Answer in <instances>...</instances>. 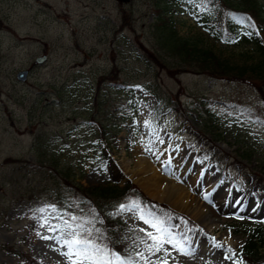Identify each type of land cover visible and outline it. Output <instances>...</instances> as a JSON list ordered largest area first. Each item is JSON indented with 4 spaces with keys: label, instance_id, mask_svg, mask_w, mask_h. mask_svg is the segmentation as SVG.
<instances>
[{
    "label": "rangeland",
    "instance_id": "obj_1",
    "mask_svg": "<svg viewBox=\"0 0 264 264\" xmlns=\"http://www.w3.org/2000/svg\"><path fill=\"white\" fill-rule=\"evenodd\" d=\"M202 3L0 0V264H30L15 252L38 264H71L67 215L89 209L70 196L72 184L112 191L131 185L144 194L138 209L112 195L92 234L135 257L133 264H145L137 253L150 264L165 258L147 251V236H133L155 234L142 213L183 247L164 244L167 264H251L242 255L249 237L260 228L264 238L261 56L255 44L217 39L216 30L226 31L222 20L205 21ZM172 27L243 75L212 77L183 65L177 71ZM258 36L264 42V26ZM145 48L167 67L151 62ZM24 69L30 74L21 82ZM103 76L109 79L98 86ZM139 157L158 166L165 157L171 166L180 162L189 175L201 170V187L190 194L213 211L198 218L151 197L141 175L131 176ZM188 174L178 181L186 185ZM60 195L74 203L61 205ZM163 205L173 214L160 219ZM202 233L206 245L198 247ZM258 251L256 262L264 264V241Z\"/></svg>",
    "mask_w": 264,
    "mask_h": 264
},
{
    "label": "trees",
    "instance_id": "obj_2",
    "mask_svg": "<svg viewBox=\"0 0 264 264\" xmlns=\"http://www.w3.org/2000/svg\"><path fill=\"white\" fill-rule=\"evenodd\" d=\"M169 5L172 4H182L184 0H166ZM205 8L210 10L209 15H203L205 20L208 22H217L222 20L224 28L221 30H216L215 36L220 39L225 44H240L242 42H252L255 44V47L258 53L261 56V64L259 65L260 73L262 74V79L264 82V42L258 37L259 28L264 26V6L261 0H202ZM171 35L173 36V43L175 48L178 50L179 55L181 56V61L179 62L180 69L177 68V71H181L182 66L186 67L189 71H194L196 73H207L212 77H238L242 76V70L237 69L235 66H232L227 60L220 58L216 55L211 49L205 47H199L197 42H190L184 37L177 35L176 30L172 27ZM147 53V57L151 62L157 63L162 67H167V65L160 62V59L152 51L144 49ZM158 57V58H157ZM165 65V66H164ZM171 70V69H170ZM114 74V70L111 72ZM109 79V77L103 76L99 81L100 86L103 81ZM242 79V78H240ZM73 189L71 190L70 196L75 198L76 201H81L82 206H89L88 211H83V213H78L74 211V217L77 216V220L73 221L71 215H67L69 220L73 225L90 221L86 226L92 229V234L94 227L96 226V221L99 218L97 215L104 213L106 210H110L112 203L109 202L112 195H124L127 196V199L132 202H146L144 194L134 189L133 186H127L123 189L118 190H108L107 188H92L88 189L82 185L72 184ZM117 191V192H116ZM129 192V194H128ZM59 197V203L61 205H66L68 203H74L69 198L61 199ZM168 215L173 214L166 206H161L158 210V215L160 219H164ZM121 216H117L115 219L117 227L120 231H124L122 223L120 222ZM115 228V227H113ZM260 228H255V233L249 237L248 243L244 248L242 253L243 258L250 262L251 264H258L256 259L258 256V245L264 241V238L261 235ZM133 235L144 236L141 232H134ZM99 242V241H98ZM97 242V243H98ZM106 246L103 243H99ZM110 251H119V254L124 259H133L132 257L121 251L120 248L116 246H107ZM17 256L24 260L26 263L38 264V262L29 258L22 252H15Z\"/></svg>",
    "mask_w": 264,
    "mask_h": 264
},
{
    "label": "bare ground",
    "instance_id": "obj_3",
    "mask_svg": "<svg viewBox=\"0 0 264 264\" xmlns=\"http://www.w3.org/2000/svg\"><path fill=\"white\" fill-rule=\"evenodd\" d=\"M156 158L159 159L158 155ZM165 158L160 160V165L158 166L139 157L137 159V173H133L131 176L138 177L141 175L137 180L143 190L151 197L163 200L171 206H178L182 211L188 212L195 217L204 218L209 212L213 211L212 208L205 210V207L200 205L197 199L190 194V191L193 192V188L201 187V170H199V173L197 172L198 175H194L193 171L189 175L187 167L181 170L182 163L179 162L171 166ZM187 174V183L184 185L178 180L184 179ZM172 177L177 178V180ZM205 241H207L206 234L202 233L198 247L206 245Z\"/></svg>",
    "mask_w": 264,
    "mask_h": 264
},
{
    "label": "snow or ice",
    "instance_id": "obj_4",
    "mask_svg": "<svg viewBox=\"0 0 264 264\" xmlns=\"http://www.w3.org/2000/svg\"><path fill=\"white\" fill-rule=\"evenodd\" d=\"M131 207L139 208L136 202H132ZM120 210H130L126 205H120ZM40 211H44L41 209ZM76 221L77 217L71 218ZM140 219L146 224H149L155 229V234L147 232L146 236L152 241L151 244L146 245L148 252L152 254L165 252V258L163 261H158L157 264H167V250L164 249V244H172L174 247H178L179 250L183 251L180 242L168 233L167 229L164 228L163 223L157 219L151 217L150 214H141ZM91 223L90 221L81 222L78 224H66V227L70 230V239L64 240L63 243L68 247L69 252L65 253L70 259L74 256L75 259L71 261V264H133L131 259H124L120 254L110 251L107 246L97 243L96 239L92 236V229L86 225ZM98 231V230H96ZM141 260L145 264H150L149 261L144 257L143 253H137Z\"/></svg>",
    "mask_w": 264,
    "mask_h": 264
},
{
    "label": "water",
    "instance_id": "obj_5",
    "mask_svg": "<svg viewBox=\"0 0 264 264\" xmlns=\"http://www.w3.org/2000/svg\"><path fill=\"white\" fill-rule=\"evenodd\" d=\"M46 58H47L46 56L39 57V58H37L36 62L37 63H43L46 60ZM28 74H29L28 70H21L20 72H18L17 78H18V80L25 82L27 80Z\"/></svg>",
    "mask_w": 264,
    "mask_h": 264
}]
</instances>
